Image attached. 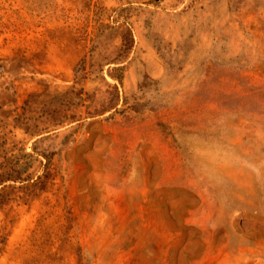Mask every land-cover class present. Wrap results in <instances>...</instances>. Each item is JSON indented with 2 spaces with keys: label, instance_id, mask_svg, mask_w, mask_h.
<instances>
[{
  "label": "rangeland",
  "instance_id": "obj_1",
  "mask_svg": "<svg viewBox=\"0 0 264 264\" xmlns=\"http://www.w3.org/2000/svg\"><path fill=\"white\" fill-rule=\"evenodd\" d=\"M0 264H264V0H0Z\"/></svg>",
  "mask_w": 264,
  "mask_h": 264
}]
</instances>
